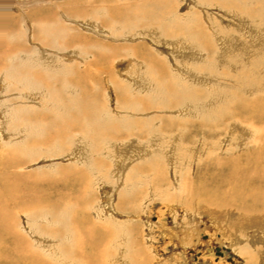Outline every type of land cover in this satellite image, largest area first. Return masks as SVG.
I'll return each mask as SVG.
<instances>
[{"label":"rangeland","instance_id":"1","mask_svg":"<svg viewBox=\"0 0 264 264\" xmlns=\"http://www.w3.org/2000/svg\"><path fill=\"white\" fill-rule=\"evenodd\" d=\"M87 3L85 20L0 4L17 48L0 76V264H84L76 228L94 230L92 264H247L240 248L264 264V231L227 236L201 211L233 190L225 173L264 169V0ZM58 24L71 46L46 34Z\"/></svg>","mask_w":264,"mask_h":264},{"label":"bare ground","instance_id":"2","mask_svg":"<svg viewBox=\"0 0 264 264\" xmlns=\"http://www.w3.org/2000/svg\"><path fill=\"white\" fill-rule=\"evenodd\" d=\"M41 2L42 0H0V4L2 3H5L6 5L8 6H14L15 8H21L22 9L24 7L27 8V6H31V5H35L31 8H27L28 9V12L27 14L29 16H34L33 14H36V16L38 15H46V16H43L42 18H45V19H50V20H53L55 18V16L57 15V12H60V10H63L65 13H68L69 10L67 11V9H71L70 10H73L72 13H68L69 16L72 15V17L74 19H78V20H82L84 19L86 16H88V11L86 10L87 7H80L82 5V3H87L86 0H81V1H73L70 5L68 2H64L62 5H57L56 3L55 4H52L51 8H47L48 11L46 12V7H49V6H43V7H40V6H36L40 3H34V2ZM93 1V0H92ZM102 2V1H101ZM110 3V2H109ZM88 4V3H87ZM104 4L105 3H100L98 5V9L99 10H94L93 12L97 13V11H101L100 10V7H102L101 5H103L104 7ZM118 4V3H117ZM158 4V3H157ZM43 5V4H42ZM111 5V4H110ZM94 6V5H93ZM109 6V5H108ZM95 7V6H94ZM107 7V5H106ZM104 7V8H106ZM112 7V6H111ZM128 6H126L127 8ZM21 9V10H22ZM91 10V6L89 8ZM57 10V12H56ZM104 10V9H103ZM109 10V9H108ZM116 10V9H115ZM23 11V10H22ZM87 11V12H86ZM92 11V10H91ZM26 12V11H25ZM92 13V12H91ZM61 14V13H60ZM99 14V13H98ZM67 16V14H66ZM68 16V17H69ZM94 16V15H93ZM92 16V17H93ZM91 17V16H90ZM91 17V18H92ZM105 17V16H104ZM39 18V17H38ZM58 18V17H57ZM94 18V17H93ZM86 19V18H85ZM84 19V20H85ZM56 20V18H55ZM83 20V21H84ZM93 20V19H92ZM110 20V19H109ZM82 21V22H83ZM86 21H90L89 17H87V20ZM81 22V23H82ZM111 22V21H110ZM59 23V22H57ZM92 23V22H91ZM4 24V23H3ZM29 24V23H28ZM88 24V23H87ZM91 25V24H90ZM6 26V24H5ZM32 26V25H31ZM69 27V26H68ZM2 28V27H0ZM71 28V27H69ZM88 28V27H87ZM52 29V28H51ZM49 30L46 34L48 35H51L53 37V39H55L58 43H56L58 46V44H60L61 46H64L65 43L63 44V40L66 42V44L70 45V42H72L74 40V34H69V33H66V31L68 30L67 29V26L64 27V25H62V29H61V25L58 24V27L57 28H54L53 30ZM4 30V29H3ZM2 30V31H3ZM10 30V29H9ZM7 30V31H9ZM1 31V32H2ZM45 32V31H44ZM69 32V31H68ZM75 31H73L74 33ZM81 33V31H79ZM78 32V33H79ZM3 33V32H2ZM2 33L0 34V76H2V72L4 71V65L3 63L5 62L6 59H10L11 56L14 55V52H16L17 48L14 49V45L10 42H8L7 40L5 39H2L4 36V34H6L4 32V34L2 35ZM8 34V33H7ZM69 35V37H68ZM3 36V37H2ZM6 36V35H5ZM78 35H76L77 37ZM21 37V36H20ZM68 37V38H67ZM5 38V37H4ZM7 39L11 38V37H7ZM16 38V37H15ZM81 38V37H80ZM12 39V38H11ZM76 39V38H75ZM79 39V37H78ZM82 39V38H81ZM68 40V42L66 41ZM77 40V39H76ZM62 41V42H61ZM15 42V41H14ZM61 42V43H60ZM82 42V41H81ZM42 43V42H41ZM45 44V42H44ZM47 44V42H46ZM72 44V43H71ZM24 45V44H23ZM46 46V45H45ZM71 46V45H70ZM60 47V46H59ZM54 51V50H53ZM116 51V50H115ZM65 53V52H64ZM142 53V51H141ZM99 54V53H98ZM45 55V54H44ZM62 55V54H61ZM83 55V54H82ZM43 56V55H42ZM109 56V55H108ZM112 56V54H111ZM30 58V57H29ZM41 58V57H40ZM56 58V57H55ZM64 58V57H63ZM107 58V57H106ZM112 58V57H111ZM31 59V58H30ZM29 59V60H30ZM44 59V58H43ZM49 59V58H48ZM62 59V58H60ZM108 59V58H107ZM106 59V60H107ZM4 60V62H3ZM41 60V59H40ZM55 60V59H54ZM64 60V59H63ZM105 60V59H104ZM43 62V61H42ZM241 62V61H240ZM31 64V63H30ZM57 63H55V66H56ZM99 64V63H98ZM111 64H112V61H111ZM48 65H49V62H48ZM36 66V65H35ZM53 66V65H51ZM57 66H60V65H57ZM19 67V66H18ZM66 67V66H65ZM101 68V67H100ZM104 68V67H102ZM62 70V69H61ZM101 70V69H100ZM108 71V70H107ZM82 72V71H81ZM29 73V72H28ZM100 73V72H99ZM6 74V73H5ZM3 74V75H5ZM34 74V73H33ZM79 74V73H78ZM18 75V74H17ZM20 75V74H19ZM24 75V74H23ZM27 75V74H26ZM42 75V74H41ZM51 75V74H50ZM80 75V74H79ZM78 75V76H79ZM91 75V73H90ZM10 76L12 77H9V78H14V72L12 74H10ZM38 78H41L40 75H37ZM69 76V75H68ZM82 76V74H81ZM5 77V76H3ZM38 81H40V79H38ZM74 83V82H73ZM20 84V83H19ZM39 84V83H38ZM12 86V85H11ZM21 86V85H20ZM51 86V85H50ZM49 86V87H50ZM68 88V87H67ZM47 92V91H46ZM52 100V99H51ZM82 102V101H81ZM255 103V102H254ZM258 103V102H257ZM250 104V103H249ZM53 105V104H52ZM249 106V105H248ZM228 108V107H227ZM246 108V107H245ZM57 109V108H56ZM10 111V110H9ZM11 112V111H10ZM63 113V112H62ZM13 115V114H12ZM245 115V114H244ZM258 120V119H257ZM260 120V119H259ZM101 122V121H100ZM99 124V123H98ZM264 130V129H263ZM61 131V130H60ZM59 131V133H60ZM66 132V131H65ZM62 133V131H61ZM67 133V132H66ZM68 134V133H67ZM128 135V134H127ZM56 137H60L61 135L59 134H56L55 135ZM112 136V135H111ZM110 136V137H111ZM52 138V137H51ZM64 139V138H63ZM248 145V144H247ZM263 145H261L262 147ZM263 148V147H262ZM262 150V149H261ZM264 150V149H263ZM95 151V150H94ZM186 152V151H185ZM260 152V151H258ZM8 155L9 152H7ZM12 152H11V155L9 158H12L14 156ZM250 155V154H249ZM248 155V156H249ZM248 156H246L248 158ZM260 156V155H259ZM262 156V155H261ZM250 157V156H249ZM8 158V159H9ZM253 158V157H252ZM7 159V160H8ZM14 160V159H13ZM9 161V160H8ZM245 161V160H244ZM13 162V161H12ZM246 163V162H245ZM261 163V161H260ZM98 164V163H97ZM264 164V163H263ZM232 165V163H231ZM155 166V165H154ZM256 166V165H255ZM262 166V165H261ZM14 167V166H12ZM235 168V167H234ZM233 168V169H234ZM244 168V167H243ZM150 169V168H149ZM248 169H249V165H248ZM229 170V169H228ZM220 172V171H219ZM226 172V171H225ZM152 173V172H151ZM226 174V173H225ZM223 175L222 180H224V183H228L226 185H229V184H232V191L231 192H227L226 190L223 191V188L222 186H218L220 187V189H218V195L216 193H214V195H210V193L208 194H205L203 195V197H201L202 199V204L203 205H206V210L205 208L202 209L201 211H203V213L207 214V216L210 217V219L212 221H216V225L218 227H220L221 231L224 233V235H227V236H230V234H238L239 236H241V238L243 237V235L247 232V231H252L253 233L254 232H257L258 230L260 231H264V169L262 171H260V169H258L257 167H252L251 168V171H247L246 172H240V170L237 169H234V172L233 171H229V173ZM148 177H150L148 175ZM153 179H155V184H156V178H154L153 176H151ZM216 177V176H215ZM214 177V178H215ZM22 178V177H21ZM217 178V177H216ZM220 178V179H221ZM216 180V179H215ZM256 180V181H254ZM13 182V181H12ZM219 182H222V181H219ZM256 182V183H255ZM218 183V182H217ZM262 183V184H260ZM13 184V183H11ZM217 185V184H215ZM222 185V184H221ZM257 185V187H256ZM7 187V186H6ZM226 187V186H225ZM259 187V188H258ZM9 188V187H8ZM215 190V189H214ZM213 193V192H212ZM1 194V193H0ZM216 194V195H215ZM2 195V194H1ZM0 195V208H2L3 206L1 205V202L3 201V197H1ZM16 196V197H15ZM15 196L13 194H10V196L8 198H14L12 200H10L11 202H14V206L17 205V201H18V194L15 193ZM33 196V199H34V202L32 203H39L37 202L38 200L39 201H42L43 202V205L47 206L49 205L50 203H46L45 201L47 200V198H44L43 200H40L37 196L35 195H32ZM175 197V196H174ZM178 199V198H177ZM191 199H192V196H191ZM48 201V200H47ZM196 201V200H195ZM52 203V202H51ZM195 204V203H194ZM193 204V206H194ZM189 205V203H188ZM28 208L29 207H33V206H29L27 205ZM26 206V207H27ZM38 206V205H37ZM51 206V205H50ZM186 207H190L189 210L191 209V205L189 206H186ZM195 208V207H194ZM18 209V208H17ZM31 209V208H30ZM30 209H27L30 210ZM45 210H52L51 209H48V208H44V209H39L37 212L38 213H44ZM32 214H29V215H33L35 213H33L32 211L33 210H30ZM29 212V211H28ZM36 212V213H37ZM52 212V211H51ZM8 213L9 212H1L0 214V228L1 230H4L3 232L5 233H9L11 234L12 232L10 231L9 227L6 225L8 224V221L6 220L7 216H8ZM59 213V212H58ZM201 213V214H203ZM57 214V213H56ZM193 214V213H191ZM31 217V216H30ZM196 217V216H195ZM55 219V218H54ZM58 221V220H57ZM2 226H5L6 228L2 227ZM81 228V227H80ZM192 229V228H191ZM190 229V230H191ZM87 230H89V236H87ZM76 231L80 234L78 236L79 238V242L78 243V249H79V254H80V257L79 259H82L84 260V264L87 263V264H92V261L96 258H100V251H98V249L95 250V248H93V251H94V256L92 257H84L83 256V251L81 250V244L83 241H80V239L83 240V238H81L82 236H87L91 239V236H92V233L94 232V230L91 228H84L83 229V233H82V230H78V228H76ZM111 233L108 230H106V234L107 233ZM108 233V234H109ZM194 233V232H193ZM192 234V233H191ZM16 235L19 236L15 231H14V241H16L18 243V239H16ZM111 236V235H110ZM246 238V237H245ZM250 239V238H249ZM252 241H254V238L251 237ZM93 240H90V242H92ZM251 241V242H252ZM20 242H23V240L21 239ZM96 244V243H95ZM95 244H94V247H95ZM100 249V248H99ZM102 252V251H101ZM239 254H241L245 260H246V263L247 264H254V261H255V255L251 254V253H248V251L244 248H240L238 250ZM136 255V254H135ZM133 257V256H132ZM131 257V262L129 264H134L133 261H135L136 263V259L132 258ZM135 257V256H134ZM103 258V257H102ZM62 262H60L59 264L63 263V264H67V256L66 257H62L61 258ZM77 260V259H76ZM75 260V261H76ZM74 261V262H75ZM138 261V260H137ZM73 263V261H72ZM70 263V264H72ZM95 264V263H94ZM138 264V263H137Z\"/></svg>","mask_w":264,"mask_h":264},{"label":"water","instance_id":"3","mask_svg":"<svg viewBox=\"0 0 264 264\" xmlns=\"http://www.w3.org/2000/svg\"><path fill=\"white\" fill-rule=\"evenodd\" d=\"M215 250H216L217 254L221 255V253H220V248L216 247Z\"/></svg>","mask_w":264,"mask_h":264},{"label":"flooded vegetation","instance_id":"4","mask_svg":"<svg viewBox=\"0 0 264 264\" xmlns=\"http://www.w3.org/2000/svg\"><path fill=\"white\" fill-rule=\"evenodd\" d=\"M221 250V249H220Z\"/></svg>","mask_w":264,"mask_h":264}]
</instances>
